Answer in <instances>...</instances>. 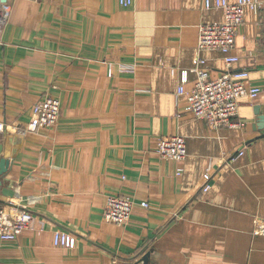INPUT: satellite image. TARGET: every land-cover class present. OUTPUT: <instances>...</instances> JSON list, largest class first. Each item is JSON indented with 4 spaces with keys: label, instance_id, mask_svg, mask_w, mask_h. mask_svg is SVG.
<instances>
[{
    "label": "crops",
    "instance_id": "0c3cea01",
    "mask_svg": "<svg viewBox=\"0 0 264 264\" xmlns=\"http://www.w3.org/2000/svg\"><path fill=\"white\" fill-rule=\"evenodd\" d=\"M4 3L12 13L0 36V121L8 125L0 144L12 137L15 156L2 181L16 197L0 193V205L32 212L45 228L0 239V264H264L254 223L264 219V140L253 142L255 108L264 105L263 10H246L240 62L230 68L248 70V84L263 93L241 101L242 129L213 130L177 97L182 72L185 88L194 87L198 58L212 78L228 70L219 51L198 49L199 27L224 18L205 0ZM122 64L135 71L120 72ZM46 94L61 102L57 125L15 133ZM173 136L186 140L182 163L157 153ZM109 195L133 200L126 226L104 221ZM58 229L76 237L75 249L54 247Z\"/></svg>",
    "mask_w": 264,
    "mask_h": 264
},
{
    "label": "built area",
    "instance_id": "2783aa9c",
    "mask_svg": "<svg viewBox=\"0 0 264 264\" xmlns=\"http://www.w3.org/2000/svg\"><path fill=\"white\" fill-rule=\"evenodd\" d=\"M133 0H120L121 5L127 7ZM207 10H219L223 12L222 22H211L199 27V50L219 51L228 67L218 78L210 76V68L205 59H197L196 67L192 72L197 74V81L194 87L188 91L185 85L188 82L189 73H181V84L177 90V97L184 96L187 100L186 110L191 112L197 119L203 120L213 130L220 129H242L243 121L240 119L239 109L243 99L257 101L263 93L258 86L248 84L250 72L248 70H231L234 65L240 62V57L235 54L236 38L240 27L244 24L247 9L258 14L264 9V2L260 0H237L230 3L229 0H205ZM12 8L9 4L0 1V36L6 27ZM119 71L132 73L134 65L122 64ZM110 76L113 75V66L109 67ZM61 113V102L59 99L46 94L33 108L31 122L25 128L14 127L13 131L18 134L37 133L42 129L53 128L57 125ZM8 125L0 121V136L5 133ZM158 155L165 160L182 163L188 155L187 143L182 136L162 137L158 143ZM243 152L238 154L241 156ZM182 170L178 175H181ZM210 174L205 175L206 184L203 192L210 190ZM148 207L147 203L142 204ZM134 202L129 197L109 195L106 199L104 209V221L117 226H125L129 223ZM255 234L264 235V219L256 217ZM44 224L32 212L15 208L12 206L0 205V239L3 242L15 241L26 231L41 233L44 231ZM53 245L56 248L75 249L77 239L73 235L56 230L53 233Z\"/></svg>",
    "mask_w": 264,
    "mask_h": 264
},
{
    "label": "water",
    "instance_id": "95a60500",
    "mask_svg": "<svg viewBox=\"0 0 264 264\" xmlns=\"http://www.w3.org/2000/svg\"><path fill=\"white\" fill-rule=\"evenodd\" d=\"M5 2V0H2ZM264 12V9H263ZM264 20V16H263ZM264 26V23H263ZM264 32V28H263ZM262 53L264 54V33H263V42H262ZM253 130L259 133V136L256 137L253 142L258 140H264V105H259L255 108V121L253 123ZM17 139V137L15 138ZM12 137H8L6 147L10 148L12 144ZM3 144H0V155L3 154L4 149L6 148ZM11 150V151H10ZM15 156V150L7 149L5 154L0 158V193L6 198L14 199L16 197V193L8 189L7 187H3V179L9 171L10 167V158ZM7 206H12L11 203H7Z\"/></svg>",
    "mask_w": 264,
    "mask_h": 264
},
{
    "label": "rangeland",
    "instance_id": "374dc122",
    "mask_svg": "<svg viewBox=\"0 0 264 264\" xmlns=\"http://www.w3.org/2000/svg\"><path fill=\"white\" fill-rule=\"evenodd\" d=\"M263 16H264V12H262ZM126 226V225H125Z\"/></svg>",
    "mask_w": 264,
    "mask_h": 264
}]
</instances>
